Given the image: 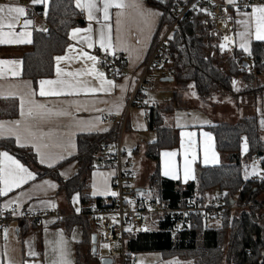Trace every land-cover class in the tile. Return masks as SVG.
Returning a JSON list of instances; mask_svg holds the SVG:
<instances>
[{"label": "crops", "instance_id": "crops-1", "mask_svg": "<svg viewBox=\"0 0 264 264\" xmlns=\"http://www.w3.org/2000/svg\"><path fill=\"white\" fill-rule=\"evenodd\" d=\"M50 1L40 0L34 3L33 0H0V5L25 9V14L18 19L5 14L3 27H0V40L5 41L0 43V62H3L0 63V100L15 98L19 107L17 116L0 117V138H12L18 146L31 149L43 166L54 167L61 164L59 174L68 179L79 170L78 161L71 160L78 152V136L85 133H106L114 126L122 125L102 124L99 120L102 112L114 114L119 122L127 115L121 141L134 156L132 166L138 174L136 185L144 187L156 168V163L147 157L146 151L156 141L157 133L149 128L147 112L142 107L131 106V98L136 77L161 33L163 11L150 0H139L144 10L142 15L141 10L133 6L132 0H124L127 6L123 9L110 7L109 19L105 21L103 0H96L99 10L94 11V18L89 20L87 9L78 7V0H74L78 11H85V18L81 19L83 23L70 30L66 50L55 57L54 74L36 83L23 76L22 57L30 50L35 31L48 32ZM79 2L83 5L86 0ZM255 6H264V3ZM253 8L236 15L234 47L246 54L251 52L253 42H264L256 39ZM26 21L31 23L25 25ZM8 24H12V27H8ZM76 29L80 31L77 32ZM101 31L104 32L106 41L110 36V48H101ZM9 40L23 42L8 43ZM99 53L124 56L128 68L126 74L115 80L108 79L99 67ZM58 57L61 59L58 60ZM89 57H95V60ZM100 73L104 74L103 78ZM41 81L54 83L42 85ZM107 81H112L114 86L110 87ZM174 84V79L171 80L167 74V67L163 68L156 73L155 88L148 93L145 102L150 108L153 105L165 108L162 112L164 119L168 111L165 106L170 97L166 94L157 95L155 92L163 90L168 93ZM41 91L46 94L41 95ZM179 93L180 91H176L173 94L177 99L176 113L168 123L165 120L167 126L177 128L178 141L174 147L160 151L159 166L163 177L185 184L196 180L198 166L219 165L223 154L217 150L215 135L207 127L213 121L199 109L189 110L179 106ZM181 95L186 99L185 95ZM5 152L33 173L35 178L13 188L6 195H0V205H15L22 210L56 209L65 214L66 219L59 224L47 218L26 234H23L22 220H16L8 228L0 230V264H37L38 261L40 264H56L59 260L57 242L61 238L66 246V259L70 264H78L77 246H82L85 240L84 228L74 224L68 233L66 229L70 222L66 220L71 214L81 211L79 194L67 198L59 191V182L55 178L39 177L35 169L9 151L3 150L1 153ZM42 158L44 163H41ZM8 165L7 158L0 156V166L7 168ZM114 174L113 167L93 170L89 178V194L93 197H109ZM23 220L33 223L29 219ZM91 248V244L81 247L85 257H89Z\"/></svg>", "mask_w": 264, "mask_h": 264}, {"label": "trees", "instance_id": "trees-1", "mask_svg": "<svg viewBox=\"0 0 264 264\" xmlns=\"http://www.w3.org/2000/svg\"><path fill=\"white\" fill-rule=\"evenodd\" d=\"M163 11L160 30L173 21L171 11L173 0L165 3L150 0ZM205 15L193 12L182 19L171 37V48L174 58L171 67L173 79L181 89L193 84L197 94L208 98L218 89L235 93L237 81L261 82L264 72V42L255 41L249 54L235 50L233 54L220 60V41L209 33L204 24ZM79 11L74 0H51L47 22L48 32L35 31L30 50L22 57L23 76L34 82L50 78L55 71V57L62 54L69 44L70 30L79 24ZM220 55V56H219ZM223 57V56H222ZM254 61H251V59ZM251 69L247 68V64ZM264 88L247 87L241 94L257 93ZM165 109V108H164ZM159 106H152L148 116L149 128L157 133V139L146 151L149 159L156 163V168L148 180L149 189L154 192V199L169 201L172 207L182 206L184 200L193 195L200 197L203 205L216 207L219 197L208 203L207 193L219 191L223 195L220 206L225 208L220 216L202 218L194 214L195 223L188 229L177 232L172 229V218L169 214L161 215L155 230L138 234H128L126 246L135 255L146 252H162L168 256H179L190 264H264V178L256 176L254 180L246 179L241 145L246 137L249 144V157H261L264 167V139L259 128V116L251 115L239 119L235 123L222 122L207 126L216 139L217 150L228 154L230 162L212 166H198L197 178L183 184L181 181L165 178L161 175L159 159L160 151L174 147L178 141L177 128L165 124ZM166 110H168L166 108ZM18 100L5 98L0 100V117H15L18 115ZM120 134V127L114 126L106 133H85L78 136V152L71 160L79 163L78 172L65 179L60 176V165L46 167L39 163L35 153L20 147L12 138H0V153L7 150L27 165L37 171L39 177L51 176L59 182V191L67 198L79 194L82 209L73 213L66 221L70 222L66 231L70 233L74 224L82 225L85 240L82 243L91 244L93 224L85 215L92 202L104 204L107 197H93L89 194V178L96 169L98 154L104 144L114 146ZM221 198V197H220ZM236 200L233 206L231 200ZM235 208V210H233ZM66 219V218H65ZM213 219L219 220L213 225ZM22 220L23 234L37 225ZM80 246V245H79ZM77 246L78 264H82L81 247ZM90 255L92 256L91 252ZM89 255V257H90ZM98 264L100 258L93 255ZM88 262V260H87ZM27 264V263H24ZM29 264V263H28Z\"/></svg>", "mask_w": 264, "mask_h": 264}, {"label": "built area", "instance_id": "built-area-1", "mask_svg": "<svg viewBox=\"0 0 264 264\" xmlns=\"http://www.w3.org/2000/svg\"><path fill=\"white\" fill-rule=\"evenodd\" d=\"M262 3L264 0H234V3H229V0H173L171 7L173 21L161 30L157 42L136 77L131 106L142 107L149 116L151 108L145 102L148 93L155 88L156 73L167 67L168 76H174L171 67L174 58L171 37L182 19L193 12L203 13L204 24L209 28V33L220 41V52L223 54L234 52L237 13L251 10L255 5ZM79 17L85 18L84 10L79 11ZM99 67L111 80L123 76L128 71L125 57L119 54L99 53ZM247 68L251 69V65L247 64ZM126 119L127 115L119 122L117 116L108 112L99 115L102 124H122L116 144L112 147L110 144L102 145L96 163L97 169L113 167L115 174L110 183V196L106 198L104 204L92 202L87 207L89 210L85 212L93 226L100 231V237L97 235L98 241L109 247L112 264H138L137 256L127 249V235L153 230L152 226L158 224L161 215L169 214L172 218V229L181 232L195 223L194 214H199L202 218L209 215L220 216L225 208L220 206L223 204L221 198L217 199L216 207L210 209V206L202 204L197 195L187 197L182 206L172 207L169 201L154 199L147 195V189L146 192L137 191L138 174L132 166L134 156L121 141ZM255 178L252 177L251 180ZM47 218L62 224L66 215L56 209L22 210L15 205H0V230L8 228L16 220L29 219L40 223Z\"/></svg>", "mask_w": 264, "mask_h": 264}, {"label": "rangeland", "instance_id": "rangeland-1", "mask_svg": "<svg viewBox=\"0 0 264 264\" xmlns=\"http://www.w3.org/2000/svg\"><path fill=\"white\" fill-rule=\"evenodd\" d=\"M233 54V52H226L221 53L220 60L225 62V57L230 56ZM250 70V68H249ZM261 82L256 83L254 80L251 81V83L243 82V80L237 81L235 84V92L236 94H233L230 91L218 89L216 90L211 97L203 98L199 96L193 86L192 83H190L189 89L187 88L185 91H182L180 89L182 86H178L177 84H174L169 89L170 91L167 93L163 90L156 91L157 95L166 94L169 95L170 99L167 103V106H165L168 111L165 114V120L166 123L169 122L170 118L174 116L177 109V99L173 95L174 92H179V98L178 103L181 107H186L189 110H196L199 109L203 113H205L211 121H213L212 125L215 123H222V122H229V123H235L237 120L245 117V116H251V115H258L259 116V128L261 135L264 139V88H261L257 90V93H248L247 94H241V90L243 87H251V88H258V85H264V72L261 75ZM178 88V90H176ZM186 96V99L182 97V95ZM154 96V97H157ZM163 101V100H162ZM167 101V100H166ZM241 151L243 156H247L243 159L245 172L244 176L246 179H251L252 177H263L264 178V167L262 165L261 158L257 155H254L253 157H249L247 154L249 153V144L246 140V137L244 138L242 145H241ZM222 154V153H221ZM230 162V158L228 154H223L222 162L220 164H226ZM139 163V159H136V164ZM147 167V166H146ZM147 189V195H154V192H152L149 189L148 181L145 183L144 186ZM206 196L208 197V203H212V199H216V197L223 198L219 191L217 192H211L207 193ZM236 200L232 199V205L234 206L236 204ZM235 210V208L233 209ZM213 225L218 224L219 220L213 219L211 221ZM153 230L156 229V225L152 226ZM96 231V234L100 237V231L93 226L92 230ZM26 244V243H25ZM90 245V243L86 244ZM97 252L94 254L91 248V254L96 255L99 258L102 257H109L110 250L107 245H103L100 243V241H97ZM34 251V250H33ZM36 254L38 252L34 251ZM86 256V255H85ZM84 253L81 255L82 264H98L97 258L93 259L90 257H85ZM89 256V255H88ZM138 262L146 263V264H190L187 261H183L179 256H168L165 255L162 252H146V253H140L137 254ZM88 259V262H87ZM37 264H40V261L37 262Z\"/></svg>", "mask_w": 264, "mask_h": 264}, {"label": "snow or ice", "instance_id": "snow-or-ice-1", "mask_svg": "<svg viewBox=\"0 0 264 264\" xmlns=\"http://www.w3.org/2000/svg\"><path fill=\"white\" fill-rule=\"evenodd\" d=\"M34 3L40 2V0H33ZM229 3H234V0H229ZM132 4L134 7H137L141 10V14H144L143 5L139 3V0H132ZM78 7H84L88 11V18L89 20L93 19V12L98 11L96 0H86V3L81 5L79 0L77 3ZM115 6L118 9H123L127 5L124 3V0H103V16L104 20L107 21L109 19V8ZM5 14H7L8 17L18 19L20 16H23L25 14V9L23 7H12L9 5H0V27H3V21L5 19ZM253 15L256 18V39L258 40H264V6H254L253 8ZM31 21H26L25 25L30 24ZM8 27H12V24H8ZM75 31H80V29H76ZM2 35V33H0ZM243 36L244 34L241 33ZM227 39V37H226ZM5 42L3 40H0V43ZM8 43L13 42H23V41H13L9 40ZM91 43L89 44V47H91ZM100 46L101 48H110L111 45V38L110 36L107 38V41L105 39L104 32L101 31L100 33ZM223 47V46H222ZM243 47V45H241ZM86 55V54H85ZM58 60L61 58H57ZM89 59L95 60V57H89ZM3 63V62H0ZM59 71V69H58ZM101 78H103L104 74H99ZM44 83H54L53 81H41V84ZM63 83V82H61ZM107 84L112 87L114 86L112 81H107ZM95 91V89H93ZM41 95H45L43 91L40 93ZM23 114V113H22ZM19 139V137H17ZM0 156H3L7 158L9 161V165L7 168L0 166V195H6L7 192H10L13 188H18L21 186V184L26 183L30 179H34V174L31 173L27 168H25L22 164H20L19 161L14 160L12 157L8 155V153H0ZM41 163H44L43 158L41 159ZM51 166V165H49ZM167 175V173H165ZM188 176V169L185 168V177ZM95 195V193H93ZM112 195H116V193H112ZM6 235V232H5ZM66 246L61 238L57 242V250L59 252V260L56 262V264H70V262L66 259Z\"/></svg>", "mask_w": 264, "mask_h": 264}, {"label": "water", "instance_id": "water-1", "mask_svg": "<svg viewBox=\"0 0 264 264\" xmlns=\"http://www.w3.org/2000/svg\"><path fill=\"white\" fill-rule=\"evenodd\" d=\"M158 2H161V3H165L166 0H156ZM79 23H83V20H79ZM247 63H245L246 65ZM171 80H173V77H171ZM263 155V153L261 152L259 154V157L261 158ZM137 191H140V192H146V188L145 187H138L137 188ZM97 241H98V237H97V234L94 233L93 236H92V240H91V245H92V251L93 253L95 254L97 252ZM100 263L101 264H112L113 263V259L110 258V257H102L100 258Z\"/></svg>", "mask_w": 264, "mask_h": 264}]
</instances>
